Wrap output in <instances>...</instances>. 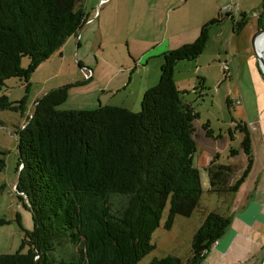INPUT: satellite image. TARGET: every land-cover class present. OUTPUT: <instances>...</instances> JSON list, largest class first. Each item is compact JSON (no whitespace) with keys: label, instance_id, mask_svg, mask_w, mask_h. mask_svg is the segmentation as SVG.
Segmentation results:
<instances>
[{"label":"trees","instance_id":"16d2710c","mask_svg":"<svg viewBox=\"0 0 264 264\" xmlns=\"http://www.w3.org/2000/svg\"><path fill=\"white\" fill-rule=\"evenodd\" d=\"M82 1L0 0V92L5 81L14 78L24 83L28 93L37 68L88 20ZM242 18L236 22L231 17L233 33L246 25V16ZM223 19L220 15L203 25L192 43L162 54L159 80L144 92L136 113L115 106L59 111L71 85L49 90L36 101L31 118L18 133L22 168L15 189L25 197L23 206L31 214L32 229L23 231L15 254L0 256V264H137L155 249L151 235L160 227L167 203L164 229L171 228L175 216L193 214L202 194L192 161L199 114L183 101L173 75L178 63L201 56L210 29ZM23 58L29 61L25 68ZM199 81L194 91L199 89L195 94L202 98L204 86ZM25 102L26 96L12 102L1 94L0 110L23 112ZM203 128L206 131V125ZM235 128L242 135L245 166L237 178L235 167L217 163L218 156L207 165L208 192L217 196L237 192L254 163L250 133L240 122ZM238 152L230 150V156ZM111 197L126 198L116 215ZM5 223L0 218V226ZM17 223L21 228L19 219ZM229 224V216L206 212L187 260L166 256L149 264H199ZM62 243L74 253L67 257L70 252L62 251L56 260L52 253Z\"/></svg>","mask_w":264,"mask_h":264},{"label":"crops","instance_id":"0c3cea01","mask_svg":"<svg viewBox=\"0 0 264 264\" xmlns=\"http://www.w3.org/2000/svg\"><path fill=\"white\" fill-rule=\"evenodd\" d=\"M99 1L85 0L82 8L87 14L88 20L76 35L71 36L65 42L59 51L61 54H70L73 52V48L76 47V56L78 57L79 50L83 47V54L78 59L79 63L77 64H80L81 68L84 65H86V68H92L90 71L93 77L97 74V69L101 64L106 65L108 69L114 71V74L107 82V86L102 84L100 87V94L107 93L110 96L105 101L100 100L101 105L99 106H102V102H105L103 106L122 107L135 113L140 110V101L144 92L154 87L159 80L162 54L195 41L199 35L200 28L223 14L222 11L229 15L226 16V19H223L220 24L221 26L226 24L227 20L231 21V17L236 20L240 14L247 13L253 6L252 0H207L206 2L212 3L211 6H213L211 12H209V8L205 6L206 4L203 0H191V4L198 8V12L195 14L196 18H193L194 14H189L188 7L191 5L189 0H185L186 4H181L182 6H177L176 8L173 7L174 0H109L107 4L101 7H99ZM201 3L204 6L200 5ZM94 6H97L96 12L93 11ZM87 7L93 13L86 11ZM186 7L188 9L187 14L185 13ZM206 7L208 10L205 9ZM228 7L234 8H231L230 12L226 13L225 8ZM94 23L95 26H92ZM216 28L217 26H214L210 31ZM227 29L229 30L228 40L231 42L234 33L232 27L228 26ZM218 34L224 36L225 30L219 29ZM94 35L98 36V39L93 51L95 62L91 64L86 60L85 53L90 49V44L94 42L92 39ZM123 44L128 56H123L120 53V46H123ZM104 45L109 50L106 54ZM233 54V52L229 53L232 60V63H230L228 58L221 57L220 50L218 49L213 60L222 62L223 65L228 67L225 73L222 71L223 78L225 80L228 78L231 85L226 94V102L228 101L229 103H227V107L232 108L234 114L235 112L238 113L237 118L239 119L237 122L232 120L231 124L235 130L236 123L238 122L246 126L250 133L254 163L246 181L239 187L237 192L229 195V206L227 209V216L230 217L229 226L223 236L211 246L199 264L264 263V98L262 99L263 102L258 106L255 90L252 85L253 79L250 75V70L254 69V64L249 66L244 59L243 61H239ZM225 55L228 54L226 53ZM50 59L47 61L49 62ZM198 59L193 62H180L184 64L178 63L175 69L177 67L178 70L182 69L183 72L187 73L190 67L193 66L194 71L192 75L195 74L197 76V83L201 79L205 87L207 77L205 75L199 76V70L200 68L202 70V67L197 66H199L198 62L202 58L199 57ZM151 64H153V69ZM41 65L37 68L36 72L43 67ZM230 65L232 66L230 67ZM138 69L143 74L140 77L141 80L137 82L133 97H131L128 91L131 88L132 77L129 79L124 77L116 79V77L117 75H121L122 71L131 72L132 70L133 72ZM175 69L174 74L177 72V69L176 71ZM181 78L182 76L176 78L173 75L176 88L185 97L187 95L185 88L187 87L180 89L181 82L179 80ZM113 81L117 82L114 83ZM194 86L195 83L194 85L192 84L193 90L198 87V85L197 87ZM121 92L127 93L124 94V98L119 103H109L111 102V97ZM195 92L199 93L200 91L198 89ZM195 92L194 95L197 99H201L199 98L200 95L195 94ZM201 94L203 97V93ZM183 95V101L190 103L183 98ZM234 107H236V110ZM195 129H197V136H200L204 141L203 144L206 143L208 145L210 143L209 146L212 147L219 140L213 132L211 138L207 137L203 127L196 125ZM234 134L232 137L228 134L229 139L233 138L236 140L239 134L241 141L242 135L239 131L237 130V133L235 132ZM238 151V154L235 155V158L239 160L237 162V178L244 169L246 162L245 155L240 149ZM213 152H209L206 159H204L205 161L199 163L204 172L207 165L218 156L217 152ZM232 165L236 164L233 163ZM195 168L197 169V167Z\"/></svg>","mask_w":264,"mask_h":264},{"label":"rangeland","instance_id":"374dc122","mask_svg":"<svg viewBox=\"0 0 264 264\" xmlns=\"http://www.w3.org/2000/svg\"><path fill=\"white\" fill-rule=\"evenodd\" d=\"M189 1L191 4V0ZM206 1L207 0H203L206 4L205 6H208L209 12H211L213 8V6H211L212 3H207ZM84 3L85 0L82 1L83 5ZM184 3L185 0L182 2L174 0L173 7L176 8L177 6H182L181 4ZM262 4L263 0H252L253 6L250 10L245 14H240L236 20H234L236 22H240L241 19H243L242 15L246 16V25L241 31L233 34L234 36L231 42L228 40L229 30L227 29L228 26H230V28L232 27V22L230 20H227L226 24L223 26H217L216 29H212L209 32V38L206 44L207 47L204 49L202 53L203 55L201 54L202 56H200V58L202 59L198 62L199 66H197L202 67V70L201 68L199 70V76L205 75L207 77L204 90H202L203 97L201 99H197L194 95L195 91L192 87V84L194 85V83V87H197L198 85V79H196L197 76L195 74L192 75L194 67H190V70L187 71V73L183 72L182 69L178 70L176 67L177 72L174 76L176 78H178V76H182L179 80V82H181L180 89L187 87L185 88V90H187V95L185 96L186 98L184 95L183 98L186 101H189L199 114V120L194 123V126L197 125L198 127H203V125H206V131L210 132V138L212 137L213 132L219 140L211 147L209 146L210 143L208 145H206V143L203 144L204 141L202 138L195 134L194 140L197 151L194 154L192 161L193 166L197 167L199 171L202 186V194L198 207L188 218L179 215L175 216L171 228L164 229L163 225L167 220L169 209V203H167L161 216V225L151 235L150 242L155 246V249L141 259L137 264H149L153 259H160L166 256L176 257L182 261L187 260L191 255L190 249L193 235L204 220L203 217H205V213L208 211L216 212L221 215H227L229 195L217 196L208 192V177L201 166H199V163L204 162L207 154L212 151H214L213 153L217 152V163L221 165H232L235 163L236 165H234V167L237 170V162L239 161L235 158V156H230V150H239L241 143L239 134L238 139L236 140L233 138L229 139L228 136L229 134L232 137L235 132L237 133V130L232 127L233 125L231 124V121H239L237 118L238 113L235 112L234 114L233 109L228 108L226 104V94L230 89L229 86H231L230 80L228 78L226 80L223 78L221 70L223 63L214 61L213 57L219 49L221 57L223 56L228 58L230 63H232V60L229 53L233 52V56L237 57L239 61H243L244 59L246 64H249V66L254 64V69L250 70V75L253 79L252 85L255 90L256 100L258 103L257 105L260 106L259 104L263 102L262 99L264 98V83L253 52L251 39L258 30L264 28V18L261 16ZM200 5L204 6L202 3ZM188 8L189 14H194L192 17L196 18L195 14L198 12V8L192 4L189 5ZM208 8L206 7L205 9L208 10ZM93 9V11L96 12L97 6H94ZM187 10L188 9L186 7V14ZM86 11L93 13L89 7L86 8ZM222 13V17L226 19V14L223 11ZM259 17L262 19V23L260 24L261 26L258 23ZM92 26H95V23ZM219 29L225 30L224 36H220L218 34ZM92 39L94 42L90 44V49L85 53L86 60L91 64L95 62L93 51L95 50L98 36L96 37L94 35L92 36ZM120 47L121 55L128 56L125 51L124 44ZM104 50L105 54L109 51L105 45ZM79 51L78 57L76 56V47L73 48V52L70 54H61L59 51L54 57H51L49 62H45H48L47 64L43 63L45 65L42 64L43 67H41L39 71H35L31 76L29 81L30 87L27 94L25 93L24 83L14 78L5 81V87H3L0 92V94H4L9 101L12 102H19L26 96L23 112H20V110H0V167L2 166V170L0 171V218L6 222L4 225L0 226V256L15 254L21 247L24 236L23 231H31L32 229L31 214L28 209L23 206L25 203V197L22 193H17L15 189L21 170L20 166H18V133L27 125L28 117L32 113L34 108L33 105H35L34 103L47 91L64 85H71V88L68 90L66 102L57 108L59 111L95 110L98 107H104L103 105H105V102H102V106H99L101 105L100 100L105 101L110 96L107 93L103 95L100 94V87L102 84L107 86V82L114 74V71L108 69L106 65L101 64L97 69L95 77H93L92 74L91 79L87 81L84 76V72H86L85 70L90 71L92 68H86V65L82 68L78 66V59L81 58L84 48L82 47ZM226 53L228 55H225ZM28 62L27 58H23L21 61V67L25 68L28 65ZM231 66L232 65H230V67ZM151 67L153 69V64H151ZM122 74L117 75L116 79L121 77L129 79L132 77L131 88L128 92L130 96L133 97L137 82L141 80L140 77L143 72L138 69L133 72L132 70L131 72L122 71ZM83 81L86 82L82 83ZM113 82L116 83L117 81ZM76 83L79 85H75ZM126 93L127 92H121L111 97V102L109 103H119V101L124 98V94ZM234 108L236 110V107ZM233 136L235 138V134ZM236 175L237 171L235 176ZM20 199H23V203ZM110 203L112 206V212L116 215L117 212L121 211V209L125 206L126 198L111 197ZM17 219H19L21 228L17 223ZM25 250L26 247L22 249V253H24ZM62 251L67 253L70 252L66 255L67 257H69L71 253H74V249H71L67 247L66 244L62 243L61 245L58 244L57 248L52 253L53 258L56 260L60 259Z\"/></svg>","mask_w":264,"mask_h":264},{"label":"water","instance_id":"95a60500","mask_svg":"<svg viewBox=\"0 0 264 264\" xmlns=\"http://www.w3.org/2000/svg\"><path fill=\"white\" fill-rule=\"evenodd\" d=\"M261 33H264V28L258 30V31L253 35V37H252V39H251V45H252L253 52H254L255 58H256V60H257L258 66H259V70H260V73H261V77H262L263 83H264V59H263L262 57L259 56V54H258L257 51H256V46H255L256 39H257V37H258ZM263 264H264V263H263Z\"/></svg>","mask_w":264,"mask_h":264},{"label":"built area","instance_id":"2783aa9c","mask_svg":"<svg viewBox=\"0 0 264 264\" xmlns=\"http://www.w3.org/2000/svg\"><path fill=\"white\" fill-rule=\"evenodd\" d=\"M176 1H178V2H182L183 0H176ZM108 2H109V0H100V1H99V6H103V5L107 4ZM230 10H231L230 7L225 8V12H226V13H229ZM221 68H222L221 70H222L223 72L227 71V69H228V67H227L226 65H222ZM84 70H85V69H84ZM85 71H86V72H84V76H85L86 80H90V79H91L92 72H91V71H87V70H85ZM237 103H239V102H237ZM31 114H32V113H31ZM29 117L31 118V115H30ZM21 168H22V166H20V169H21Z\"/></svg>","mask_w":264,"mask_h":264},{"label":"bare ground","instance_id":"6f19581e","mask_svg":"<svg viewBox=\"0 0 264 264\" xmlns=\"http://www.w3.org/2000/svg\"><path fill=\"white\" fill-rule=\"evenodd\" d=\"M256 51L264 59V33H261L256 39ZM258 47V48H257ZM260 51V53H259ZM261 54V55H260Z\"/></svg>","mask_w":264,"mask_h":264}]
</instances>
